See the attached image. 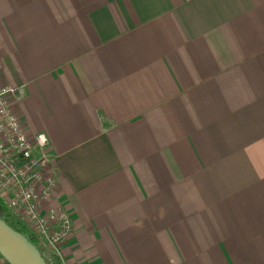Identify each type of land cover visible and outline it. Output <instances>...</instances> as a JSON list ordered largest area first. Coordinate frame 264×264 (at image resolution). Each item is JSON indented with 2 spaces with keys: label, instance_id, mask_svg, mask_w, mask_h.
I'll return each mask as SVG.
<instances>
[{
  "label": "crops",
  "instance_id": "obj_1",
  "mask_svg": "<svg viewBox=\"0 0 264 264\" xmlns=\"http://www.w3.org/2000/svg\"><path fill=\"white\" fill-rule=\"evenodd\" d=\"M0 82L60 264H264V0H0Z\"/></svg>",
  "mask_w": 264,
  "mask_h": 264
},
{
  "label": "built area",
  "instance_id": "obj_2",
  "mask_svg": "<svg viewBox=\"0 0 264 264\" xmlns=\"http://www.w3.org/2000/svg\"><path fill=\"white\" fill-rule=\"evenodd\" d=\"M13 96L14 89L0 82V201L18 227L61 261L62 243L72 232L71 218L50 205L57 178L47 157L48 140L43 134L27 137L10 108Z\"/></svg>",
  "mask_w": 264,
  "mask_h": 264
},
{
  "label": "water",
  "instance_id": "obj_3",
  "mask_svg": "<svg viewBox=\"0 0 264 264\" xmlns=\"http://www.w3.org/2000/svg\"><path fill=\"white\" fill-rule=\"evenodd\" d=\"M27 238L0 220V256L7 264H45Z\"/></svg>",
  "mask_w": 264,
  "mask_h": 264
},
{
  "label": "trees",
  "instance_id": "obj_4",
  "mask_svg": "<svg viewBox=\"0 0 264 264\" xmlns=\"http://www.w3.org/2000/svg\"><path fill=\"white\" fill-rule=\"evenodd\" d=\"M0 220H2L12 230L24 235L27 238L28 243L30 245L34 246L39 251L38 246L40 243L34 237L29 235L27 230H25L24 228L18 227V225L16 223H14V221L11 218L8 210L6 209V207L3 205V203L1 201H0ZM0 258H1V256H0ZM3 262L5 264H7L6 261L3 260Z\"/></svg>",
  "mask_w": 264,
  "mask_h": 264
},
{
  "label": "rangeland",
  "instance_id": "obj_5",
  "mask_svg": "<svg viewBox=\"0 0 264 264\" xmlns=\"http://www.w3.org/2000/svg\"><path fill=\"white\" fill-rule=\"evenodd\" d=\"M39 256L45 262V264H60V260L56 259L51 251L42 244H39Z\"/></svg>",
  "mask_w": 264,
  "mask_h": 264
}]
</instances>
